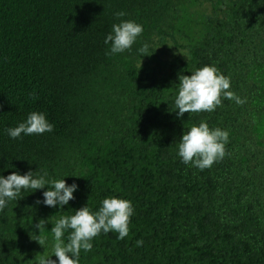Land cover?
I'll return each instance as SVG.
<instances>
[{"label": "trees", "instance_id": "1", "mask_svg": "<svg viewBox=\"0 0 264 264\" xmlns=\"http://www.w3.org/2000/svg\"><path fill=\"white\" fill-rule=\"evenodd\" d=\"M121 10L143 32L131 52L107 56ZM204 65L245 102L221 97L177 119L173 85ZM32 111L53 131L10 139L5 129ZM202 120L229 141L201 171L176 151ZM42 169L77 176L65 180L78 190L60 212L36 204L42 190L0 210V264H33L41 218L95 211L105 197L132 202L129 235L101 233L79 264H264V0H0V174Z\"/></svg>", "mask_w": 264, "mask_h": 264}, {"label": "clouds", "instance_id": "2", "mask_svg": "<svg viewBox=\"0 0 264 264\" xmlns=\"http://www.w3.org/2000/svg\"><path fill=\"white\" fill-rule=\"evenodd\" d=\"M126 13L117 11L114 17L119 23H113L111 30L104 36L103 43L107 46L105 55L113 56L131 52L143 32V26L132 20H121ZM159 48V47H158ZM149 45L142 43L136 49L141 57L147 56ZM191 75H179V83L172 99L175 115L181 119L185 113L212 112L221 105V97L242 104L245 101L236 96L230 89V79L222 75L214 65H204L196 68ZM35 98V94H30ZM167 103V102H166ZM53 131V124L49 122L44 112L32 111L26 119L15 127L5 129L10 139H22L23 136L41 135ZM229 141L227 130L210 128L206 121L191 124L182 133L177 143L176 155L184 165H190L198 170L210 168L215 162L222 160L226 154L225 145ZM62 178L49 176L47 170L40 172L28 170L23 174L12 171L7 176L0 174V210L12 201L22 199L21 192L34 193L42 190V199L36 204L62 211L69 201L74 199V192L78 185L73 182L67 184ZM134 215L132 202L118 197H105L100 206L93 211L87 204L74 210V214L61 215L59 218H41L36 224L38 234L32 233L31 239L43 249V253L35 255L33 264H79L81 250L87 253L92 250L93 238L101 233H117V239H124L129 235L130 218ZM51 224V239L44 235L45 225ZM143 242L136 241L139 246ZM56 259H52V257Z\"/></svg>", "mask_w": 264, "mask_h": 264}, {"label": "rangeland", "instance_id": "3", "mask_svg": "<svg viewBox=\"0 0 264 264\" xmlns=\"http://www.w3.org/2000/svg\"><path fill=\"white\" fill-rule=\"evenodd\" d=\"M170 50L168 51V53L170 54V55H167L166 57L168 58V59H172V57L174 56L173 54H175V55H177L178 56V54H179V51H176V49H175V46H169L168 47Z\"/></svg>", "mask_w": 264, "mask_h": 264}]
</instances>
